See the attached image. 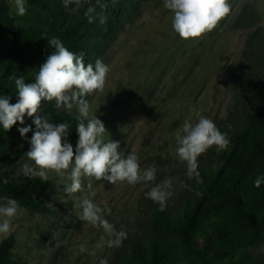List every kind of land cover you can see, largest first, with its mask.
<instances>
[{"label":"rangeland","instance_id":"374dc122","mask_svg":"<svg viewBox=\"0 0 264 264\" xmlns=\"http://www.w3.org/2000/svg\"><path fill=\"white\" fill-rule=\"evenodd\" d=\"M133 1L135 11L122 16L115 34L102 40L94 54L92 64L99 58L109 68L103 88L84 98L89 102V115L96 114L104 124V142L119 141L125 155H137L141 169L154 165L156 179L129 185L81 177L82 189L67 194L68 178L49 171L47 179L56 188L40 197L51 212L30 213L21 207L20 214L12 218L10 234L0 236V242L15 237L13 252L23 264H99L102 258L108 264H119L127 242L151 236V218L159 205L146 197L150 187L172 178V195L164 207L170 214L182 209L190 193L192 177L187 175V163L174 151L175 131L184 120L195 122L202 115L223 132L243 126L248 112L264 109V0H229L230 13L214 29L188 40L172 31L171 13L163 0ZM7 2L11 13L19 16L14 0ZM75 6H80V0ZM26 9L23 16L43 21L39 11L28 4ZM49 105L78 115L75 106L66 110L56 108L54 100L41 102V106ZM29 125L32 118L25 115L23 124L14 126L10 172L14 180L36 176L27 156L32 131L24 137L17 131ZM68 141L75 150L77 141ZM215 148L213 145L197 157L198 169ZM89 183L90 189L86 187ZM85 197L101 207L107 202L110 212L105 218L117 231L127 233L119 247L105 245L90 254L101 236L109 237L98 225L80 219V202ZM3 198L0 191V203L5 202ZM81 245L85 251L80 250ZM252 252L264 254V246Z\"/></svg>","mask_w":264,"mask_h":264},{"label":"trees","instance_id":"16d2710c","mask_svg":"<svg viewBox=\"0 0 264 264\" xmlns=\"http://www.w3.org/2000/svg\"><path fill=\"white\" fill-rule=\"evenodd\" d=\"M76 2L70 0L66 9L62 0H27L43 14L42 22H33L14 16L7 0H0V96L9 95L10 103L16 102L14 78L34 80L54 50L48 44L51 37L83 54L87 65L93 63L100 42L115 34L122 16L135 11L133 0H80L79 7ZM89 7L94 9L91 23ZM38 113L53 123H67V139L77 141V116L50 105L41 106ZM15 125L0 128V191L30 213L49 214L40 195L55 190V183L38 176L14 180L10 175ZM223 132L228 134V146L210 151L198 169L202 182L192 177L182 209L170 214L156 208L150 238L127 242L119 264H264V254L252 252L264 246V183L259 188L253 184L264 173V109L248 112L243 126ZM14 245L13 235L0 242V264H23L15 258Z\"/></svg>","mask_w":264,"mask_h":264},{"label":"clouds","instance_id":"9594fccd","mask_svg":"<svg viewBox=\"0 0 264 264\" xmlns=\"http://www.w3.org/2000/svg\"><path fill=\"white\" fill-rule=\"evenodd\" d=\"M70 0H62L67 9ZM27 0H14L15 13L25 15ZM163 6L171 13V29L181 39L198 38L205 32L214 29L218 22L231 11L229 0H163ZM94 9L86 11L89 23L95 17L91 15ZM101 23L103 19L101 18ZM48 44L54 50L47 55L39 66L34 80L25 82L23 76L15 77L16 102L10 103L9 95L0 96V128L10 130L19 122L23 124L25 115L32 118V125L20 127L17 131L21 137L32 131L28 139V158L33 162V174L43 179L48 178V172L53 171L59 176H66L70 183L64 187V192L73 194L82 189L81 177H94L110 184L126 183L134 185L138 182H152L156 179V167L141 169L137 155L129 152L127 155L120 150V142L109 140L104 142L106 131L102 120L96 114L89 115V102L84 97L93 90L102 89L109 68L97 58L94 64L84 63L83 54H76L64 46L58 37H51ZM55 101V107L71 110L77 109V125L75 132L77 142L75 150L68 141L69 125L64 122L53 123L45 115H39L42 101ZM176 156L187 163V175L200 180L197 157L209 147L215 145L220 151L229 144L228 134L222 132L215 122L205 116H200L195 122L186 118L181 127L175 131ZM264 183V173L258 174L254 187L259 188ZM172 178L169 177L150 187L146 197L159 205L163 210L168 198ZM91 188V183L87 184ZM94 195V192L91 193ZM0 203V236L10 234L12 218L22 211L19 202L11 197H5ZM82 209L80 219L98 225L103 229L108 239L101 236L90 254L96 249L107 246L119 247L126 239L124 230L117 231L112 223L105 218L110 212L107 202L101 207L85 197L80 202ZM81 251L85 246L81 245ZM99 264H108L102 258Z\"/></svg>","mask_w":264,"mask_h":264}]
</instances>
